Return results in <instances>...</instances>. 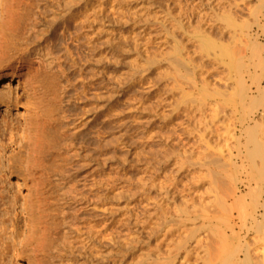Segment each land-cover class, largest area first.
<instances>
[{"label":"rangeland","instance_id":"1","mask_svg":"<svg viewBox=\"0 0 264 264\" xmlns=\"http://www.w3.org/2000/svg\"><path fill=\"white\" fill-rule=\"evenodd\" d=\"M26 1V11L51 24L56 52L64 57L73 86L69 143L78 152L64 154L63 170L72 173L65 184L53 173L45 194L43 222L53 245L40 254V264H219L224 235L234 243L230 252L240 241L264 248L256 233L246 237L238 198L232 208L222 199L230 191L219 186L222 170L209 173L204 166L221 155L224 130L240 129L241 110H264V0ZM56 6L70 12L60 22L52 19ZM241 84L250 94L244 106ZM24 85L12 88L22 99L18 106H0V182L6 187L0 188V264L34 261L27 178L21 168H9L23 131L15 130L12 141L10 131L2 135L5 118L25 122ZM214 125L219 136L208 135ZM48 165L56 171L59 164ZM240 189L246 201L257 195ZM256 256L251 263L263 264L264 256Z\"/></svg>","mask_w":264,"mask_h":264},{"label":"bare ground","instance_id":"2","mask_svg":"<svg viewBox=\"0 0 264 264\" xmlns=\"http://www.w3.org/2000/svg\"><path fill=\"white\" fill-rule=\"evenodd\" d=\"M26 2V0H0V81L4 82L0 90V106L7 104V109L18 106L22 99L17 96L15 97L12 88L16 82L25 84L24 86H26L25 88L28 94L26 97V105H28L26 106L25 122L21 126L20 123L16 124L5 118V128L2 135L5 136L10 131L9 140L12 141L16 136L15 130L23 131V144L18 148L19 150L17 149L16 153L15 151L13 152L10 158L11 163L9 164V168H21L27 178V187L30 190L29 198L26 201L27 224L30 225L27 240L28 246L33 250V264H40L43 259L41 258L42 260H40L39 257L41 255L44 256L43 253H45L49 243L51 244L50 238H52L50 228L44 225L43 222L46 217V204L44 202L47 199H45V194L49 190L48 187L52 184V178L55 177L53 173L58 174L55 177L57 183L60 182L63 184H65L64 181L67 174L70 175L72 173L65 172L66 169L63 170V163L65 162L63 158L64 154L74 150V153L78 155V152L72 149L74 142L72 141V145L71 142L69 143V137L71 136V134L69 135V131L73 129H71V126H74V123H71L73 120L71 118L72 116L70 117V110L68 111V107L70 108L68 106L70 105L69 98L71 97H69L70 87L73 86L68 81L70 77H68V72L63 66L64 63L62 62L64 61H61L64 57L62 58L59 52H56V49L59 48H57V45L55 49L56 41H54V38L56 34L54 35L55 32L53 29H49L48 24L50 23L46 24L45 20L40 19L38 15L36 16L32 12L30 14V11H26L24 8L27 5ZM59 9L60 7H58V11L55 10V16L52 15V19L55 18L58 21L66 13H70L68 10H64L65 12H63V9ZM78 20H81V17ZM20 47H24V49ZM13 50L16 51L15 55L14 53L12 54ZM72 56H69L70 60H73L71 58ZM73 61H75V58ZM241 88L240 105L244 106L250 98V94L244 93L245 85L241 84ZM258 89L261 90L260 87ZM245 91L248 92L247 90ZM241 112L243 117H241L239 122L240 129L238 127L231 129L232 125H229L230 127L228 129L226 128V131L224 130L226 134L222 133L226 138H224L225 140L222 139L225 142L224 148L220 146L223 149L219 147L221 152L218 150L221 155H216V159L205 161L206 163L204 162L205 165H203L208 168L209 173L217 169L222 170L223 174L218 172L222 180V184L219 186L230 188V191H227L228 193L221 195L222 199L225 200L226 205L232 208L234 203L230 204V202L236 201V198H238L240 219L243 222L246 237L256 233L257 235L254 237L264 241V132L258 134L259 132L257 131L261 120H263H257V114L261 116V112L264 113V110H241ZM262 115L264 116V114ZM75 120L74 122L76 123ZM235 121L237 122V120ZM236 124H233V127ZM252 124L255 126L252 127ZM224 126L227 127L228 125ZM76 127L79 129L78 126ZM217 127V131L215 130V125L211 127L210 130L213 128L215 131L209 130L210 134L208 135L211 136L216 132L215 135L218 134L219 136L220 132H218ZM218 128L220 131L221 128ZM78 134H81V132ZM71 137L73 138V134ZM220 137L222 136L220 135ZM206 138L209 139L208 137ZM231 139L235 140L237 145L238 158L241 160V165L235 162L236 160L233 159L231 154L233 148L231 147L232 145H229ZM11 144L15 145L16 142H11ZM251 145L254 146L253 151L250 149ZM8 147L10 148V143ZM4 153L5 150H0V175L2 176L5 172L3 171ZM52 161L59 164L56 166V171L50 168L53 163L50 167L48 165ZM71 177L68 178L70 181H72ZM68 181L66 182L69 185ZM213 182L216 185L218 184L217 179H213ZM241 186L248 188L251 192L257 191V195H251L250 202L246 201L242 196H239ZM0 188L6 189L1 182ZM70 188L72 189V187ZM73 188L75 190L74 186ZM71 189L70 191L72 192L73 189ZM66 191L69 192L68 194L70 196L66 198V202H70L72 194L70 191ZM221 243L223 246L221 247L222 255L220 256L219 264H229L233 259L234 261L238 260L237 264H252L251 255L253 252L257 254L256 257L264 256V248H251L248 242L244 244L242 241L239 242V246H236V249L230 252V248L234 243L231 244L232 240L230 241L227 235L221 237ZM50 247L48 248L50 249ZM241 255L245 259H242L243 256Z\"/></svg>","mask_w":264,"mask_h":264}]
</instances>
